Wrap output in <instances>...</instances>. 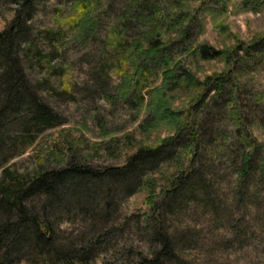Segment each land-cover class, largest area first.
<instances>
[{
	"label": "trees",
	"instance_id": "trees-1",
	"mask_svg": "<svg viewBox=\"0 0 264 264\" xmlns=\"http://www.w3.org/2000/svg\"><path fill=\"white\" fill-rule=\"evenodd\" d=\"M14 1L13 18L0 31V264H92L99 257H104L101 264H192L186 255L191 232L187 228L179 231L168 217L181 208L188 210L195 203L202 206L213 200L219 176L211 158L207 162L203 155L205 119L221 108L219 103L231 105L233 147L240 157L236 179L240 198L249 192L253 174L264 178V148L247 126L231 74L201 81L188 60H223L233 66L231 73L236 77L243 58L264 57V34L250 44L219 49L210 43L194 44V15L183 11L179 0H169L176 9L159 17L155 12L162 5L156 0L149 5L143 4L145 0L138 2L136 9L129 7L125 16L139 14L138 18L152 25L134 35L129 56L157 63L163 76L151 94L149 115L141 127L147 131L168 123L174 125L175 133L156 146L140 147L122 166L93 167L72 153L63 166L33 175L20 172L11 161L39 135L67 120L44 100L27 72V61L32 58L29 52L35 49L28 22L36 14L39 0ZM243 3L250 6L247 0ZM164 23H171L172 28L181 24L176 38L167 40ZM91 25L90 29L96 28ZM124 31L119 30L122 35ZM177 90L195 92L187 122L180 120L185 111L172 106ZM170 162L176 170L158 195L152 174ZM115 188L122 194L115 195ZM142 188L148 190L150 210L122 219V199ZM64 197L69 200L65 202ZM211 207L217 212L213 203ZM75 217L81 222L80 230L73 234L61 231L62 221ZM239 225L240 220L234 222V235L241 233ZM133 228L144 235L149 254L130 241Z\"/></svg>",
	"mask_w": 264,
	"mask_h": 264
},
{
	"label": "rangeland",
	"instance_id": "rangeland-1",
	"mask_svg": "<svg viewBox=\"0 0 264 264\" xmlns=\"http://www.w3.org/2000/svg\"><path fill=\"white\" fill-rule=\"evenodd\" d=\"M153 1L37 2V12L28 22L35 49L29 52L32 58L27 61V72L44 100L67 121L39 135L11 161L20 172L34 175L41 169L61 167L72 153L93 167L122 166L140 147L156 146L175 133L174 125L168 123H159L147 131L141 127L149 115L151 94L162 82V68L144 57L133 60L128 52L134 35L152 25L139 19V14L125 16V12L138 2L149 5ZM156 1L162 5L155 12L157 17L176 9L169 0ZM179 1L183 11L194 15V44L210 43L226 49L239 43L250 44L264 34V0H247L248 8L245 0ZM16 6L14 0H0V31L13 18ZM92 23L96 25L93 30ZM170 26L171 23L162 26L163 32L168 33L167 40L177 37L181 24L177 28ZM122 28L124 35L119 32ZM243 59L236 77L231 73L233 66L223 60L193 59L188 60V66L201 81L225 72L231 74V85L238 86V101L244 108L247 126L264 148V57ZM191 93L173 92V109L185 111L181 122H187L188 111L195 102V92ZM219 106L204 121L207 134L203 155L207 162L211 158L219 176L213 200L177 210L176 215L168 217L172 221L169 224L179 231L187 228L191 232L187 234L186 255L192 264H264V178L253 174L249 192L244 198L239 197L236 179L240 157L233 147L235 120L231 105L221 102ZM175 170L170 162L152 174L157 179L158 195ZM114 191L115 195L122 194L118 188ZM147 196L148 190L142 188L124 197L119 206L121 218L147 213ZM238 220L241 233L234 235L233 224ZM80 224L75 217L63 220L60 228L73 234L80 230ZM129 239L141 251L150 253L144 235L136 228ZM103 258L92 264H101Z\"/></svg>",
	"mask_w": 264,
	"mask_h": 264
}]
</instances>
